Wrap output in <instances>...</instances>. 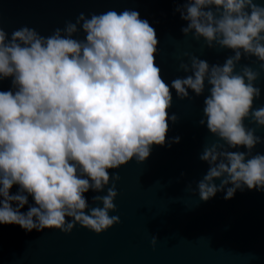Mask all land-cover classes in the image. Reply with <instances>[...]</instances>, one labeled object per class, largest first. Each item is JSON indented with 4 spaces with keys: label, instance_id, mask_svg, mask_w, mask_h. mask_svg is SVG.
I'll use <instances>...</instances> for the list:
<instances>
[{
    "label": "clouds",
    "instance_id": "1",
    "mask_svg": "<svg viewBox=\"0 0 264 264\" xmlns=\"http://www.w3.org/2000/svg\"><path fill=\"white\" fill-rule=\"evenodd\" d=\"M175 11L187 22L185 37L234 55L210 65L185 53L189 62L179 69L188 75L170 86L156 64V31L137 11L90 17L81 12L49 36L22 26L9 37L0 27V81L12 83L11 90L0 91V224L66 234L77 224L96 234L119 224L110 213L117 211L113 181L120 177L109 170L134 158L143 163L153 146H164L169 119L178 122L169 116L171 90L185 100L189 89L203 95L206 83L200 124L222 143L206 145L199 157L209 165L197 182L200 199L207 202L226 190L231 200L245 187L264 191V154L252 155L264 138L244 124L252 119L264 128V105L254 109L261 98L255 86L260 72L248 65L237 72L242 57H255L264 70V5L187 0ZM81 30L84 37L77 38ZM238 147L247 153L230 150ZM14 185L19 190L11 194ZM105 189L89 205L84 194ZM29 196L35 204L24 213ZM157 242L153 236L154 249Z\"/></svg>",
    "mask_w": 264,
    "mask_h": 264
},
{
    "label": "water",
    "instance_id": "2",
    "mask_svg": "<svg viewBox=\"0 0 264 264\" xmlns=\"http://www.w3.org/2000/svg\"><path fill=\"white\" fill-rule=\"evenodd\" d=\"M187 0H0V27L11 36L22 26L34 28L49 36L56 28L63 29L67 21L75 22L83 12L86 16L108 10L117 13L125 9L139 13L142 20L155 29L158 39L156 64L162 78L171 85L177 77L188 75L179 69L181 62H189L195 55L210 65L223 64L234 55L230 49L208 48L201 40L185 37L181 29L187 22L176 8ZM264 5V0H254ZM81 30L79 37L83 38ZM248 65L260 72L255 86L261 98L254 109L264 105V70L255 57H242L237 72ZM206 83L201 96L189 89L190 99L181 100L171 90L173 104L169 116V131L164 146H153L150 157L143 163L134 158L119 169L109 170L119 175V193L115 204L120 223L102 234L76 225L71 234L56 229L27 232L18 225L0 224V264H264V191L237 190L231 200L226 190L218 192L207 202L200 199L197 182L209 165L199 157L206 145L218 141L208 130L203 108L209 95ZM11 79L0 81V91L11 90ZM248 128L264 138V128L252 119H245ZM179 143H175V138ZM247 153L246 147L230 149ZM264 154V144L257 145L252 155ZM217 185L219 180L214 181ZM111 186V185H110ZM231 187V185H229ZM14 185L11 194H16ZM85 193L89 205L95 195ZM35 201L29 196V205ZM13 207H16L13 204ZM153 236L158 238L155 249Z\"/></svg>",
    "mask_w": 264,
    "mask_h": 264
}]
</instances>
